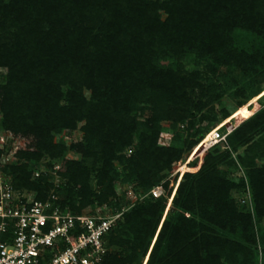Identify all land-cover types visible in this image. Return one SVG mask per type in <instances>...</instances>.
<instances>
[{"label": "trees", "instance_id": "obj_1", "mask_svg": "<svg viewBox=\"0 0 264 264\" xmlns=\"http://www.w3.org/2000/svg\"><path fill=\"white\" fill-rule=\"evenodd\" d=\"M192 54L241 98L234 112L222 109L226 120L263 104L225 145L190 154L173 192L174 164L218 123L203 115L184 125L188 89L203 86L202 74L181 63ZM0 66L8 71L0 83L2 125L35 138L24 158L62 159L63 208L82 213L116 199L121 182L135 180L146 192L162 183L163 194L139 199L106 235L103 264H143L148 254L146 264H264V0H0ZM208 83L217 89L213 77ZM146 104L152 113L140 120ZM163 121L185 128L184 139L175 137L182 145L159 144ZM79 123L84 142L72 149L83 159H65L68 147L53 133ZM238 163L245 177L236 181ZM10 172L15 187L38 199L54 188L25 164ZM235 191L250 192L253 211Z\"/></svg>", "mask_w": 264, "mask_h": 264}, {"label": "built area", "instance_id": "obj_2", "mask_svg": "<svg viewBox=\"0 0 264 264\" xmlns=\"http://www.w3.org/2000/svg\"><path fill=\"white\" fill-rule=\"evenodd\" d=\"M234 128L215 129L209 142L227 143ZM54 188L46 199L15 187L10 176L0 173V264H103L108 248L105 237L126 210L116 214L73 213L59 203L57 193L65 181L56 165ZM41 176L40 172L35 173ZM156 187L151 193H162ZM249 191L239 198L252 206Z\"/></svg>", "mask_w": 264, "mask_h": 264}, {"label": "rangeland", "instance_id": "obj_3", "mask_svg": "<svg viewBox=\"0 0 264 264\" xmlns=\"http://www.w3.org/2000/svg\"><path fill=\"white\" fill-rule=\"evenodd\" d=\"M163 17H165V13H162ZM170 61H163V63L169 64ZM184 69L188 72L192 71H199L202 74V78L198 80L202 87L199 85H196L195 87L189 88L188 92L192 98L191 105L187 107L188 111V118L185 121V124H188L191 120H200L203 115H207L208 117H218V123L217 126L213 128L215 130L218 126L219 129L222 128V130H225L227 127L229 128H236L238 124L249 117L253 112L257 111L261 105L263 104V100L256 101L255 103L251 104L248 108L250 111V115L247 117H244L242 115L233 118L231 121L226 120V118L223 117L222 109L227 108L230 112H234V110L237 109L235 106V103L240 100L239 97H234L231 94L228 93V90L226 87H224V81L218 80L214 74L207 68L206 64L199 60L198 57L195 55H188L186 58H184L181 61ZM223 72L226 73L227 69L225 67L221 68ZM236 74H240L239 70H236ZM8 75L7 68L0 66V83L5 82L6 76ZM208 77H213V79L216 80L217 89H212V87L208 83ZM222 86V87H221ZM220 90L224 91V96L220 99L216 98L217 91ZM227 90V91H226ZM89 94L88 92L86 93ZM264 94V93H263ZM262 94V95H263ZM261 95V96H262ZM253 102V101H252ZM147 109L143 114H140L138 117L140 120H143L146 117H149L152 111L150 110L148 104L145 105ZM3 120V112L0 109V173L10 176L13 178L14 174L10 171H12L13 166H19V165H27L30 168L33 169L32 177L36 178L35 173L40 172V175L48 176L51 182L54 181L56 174V165L62 166V159H54L51 158L48 155H45L39 160L34 159H26L21 155L22 151H32L35 147V138L31 135L25 134L23 132H14L11 129L6 128L2 125ZM209 122V119H205L202 122V125H206ZM82 123H79L78 127L74 130L70 129H64L60 133H53L54 136V142L55 143H61L64 142V144L67 145L68 149L65 153V159L69 160H82L83 156L81 153L76 152L72 149V146L81 142H84V133L81 130ZM173 123L172 121H163L162 122V131L159 136V144L162 146H171V145H182L181 140H176V133L179 134L181 139H184L187 136V133L185 131V128H182L180 125L181 123L177 122L176 126L172 127ZM174 129V131H171L170 129ZM209 134V132L204 135L203 139L206 138V136ZM202 140H200V144L196 148V150L193 152L192 149L190 151H186L184 153V159L182 161H177L174 164V171L168 174V178L172 179L171 185L173 186V192L175 190V187L177 185L178 180L180 179V176L182 174L183 165L186 163L187 157L190 156L189 159L194 157L195 153L199 152V149L201 148V153L208 151L214 146H221L223 142H216V144H212L207 140L205 144L202 145ZM224 145L226 143H223ZM222 149L224 146L221 147ZM135 149V144L131 147H129V150H126V153L129 154L132 150ZM193 152V153H191ZM200 153V154H201ZM91 158H86L85 161L87 164L91 163ZM116 166L118 169H121V165L116 162ZM231 177L238 181L240 178L245 177V171L242 168V166L238 163V167L231 170ZM96 172L93 171L91 175V185L93 188V191L99 190V187L96 183ZM176 177V179H175ZM162 184V183H161ZM157 185L156 188L159 191H162L164 193L163 185ZM159 191H157L159 193ZM116 192H117V198L113 199L108 202H104L102 204L95 202L93 205L88 206L85 208L82 213L87 214H116L118 212H121L123 210H128L130 207H132L139 199L146 198L148 196L155 197L151 191H143L138 186L137 181H130V182H121L116 185ZM244 191H235L234 196L239 200L240 197L244 196ZM250 195V193H249ZM157 198V197H155ZM119 199L121 200V203H125L122 208H119L116 206ZM251 211H253V208H250ZM69 211L71 209L69 208ZM168 211V209H167ZM72 212V211H71ZM264 225V222L261 224ZM123 247L119 246H111L110 251L112 252H118L123 250ZM149 258V254L145 257L143 264H146L147 260Z\"/></svg>", "mask_w": 264, "mask_h": 264}, {"label": "bare ground", "instance_id": "obj_4", "mask_svg": "<svg viewBox=\"0 0 264 264\" xmlns=\"http://www.w3.org/2000/svg\"><path fill=\"white\" fill-rule=\"evenodd\" d=\"M217 129H219V128H217ZM213 134V132H211L210 134H208L207 136H206V138L204 139V140H202V145L203 144H205L206 142H207V140H209L210 139V137H211V135Z\"/></svg>", "mask_w": 264, "mask_h": 264}, {"label": "water", "instance_id": "obj_5", "mask_svg": "<svg viewBox=\"0 0 264 264\" xmlns=\"http://www.w3.org/2000/svg\"><path fill=\"white\" fill-rule=\"evenodd\" d=\"M200 153L201 151H199L198 153H195L193 158L197 157Z\"/></svg>", "mask_w": 264, "mask_h": 264}]
</instances>
